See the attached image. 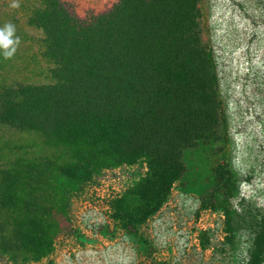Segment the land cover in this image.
Listing matches in <instances>:
<instances>
[{
    "label": "trees",
    "instance_id": "1",
    "mask_svg": "<svg viewBox=\"0 0 264 264\" xmlns=\"http://www.w3.org/2000/svg\"><path fill=\"white\" fill-rule=\"evenodd\" d=\"M27 27L40 33L37 79L0 76V129L40 138L58 155L39 156L27 174L51 189L37 212L15 193L0 194V214L67 216L69 195L105 171L142 166L143 173L107 203V217L137 232L166 203L184 171L185 151L223 153L228 132L224 90L210 42V0H115L79 19L62 0H26ZM215 189L229 199L235 178L218 167ZM223 240L252 234L247 264L264 260V214L221 211ZM11 234V233H10ZM9 233L0 250L15 247ZM18 235L38 261L56 232L31 219ZM14 237V235L12 236Z\"/></svg>",
    "mask_w": 264,
    "mask_h": 264
},
{
    "label": "rangeland",
    "instance_id": "2",
    "mask_svg": "<svg viewBox=\"0 0 264 264\" xmlns=\"http://www.w3.org/2000/svg\"><path fill=\"white\" fill-rule=\"evenodd\" d=\"M79 19L108 9L115 0H62ZM0 0V28L11 23L19 44L11 59L0 49V76L37 79L46 69L38 54L40 33L26 26L29 4ZM210 42L224 90L228 138L226 149L197 146L185 151L184 171L166 203L137 232L116 228L107 217V201L132 185L142 166L119 168L95 176L68 197L67 216L0 214V237L11 235L15 247L0 264H247L252 234L237 231L233 245L223 240L221 211L233 208L264 214V0H210ZM58 155L40 138L0 129V194L13 192L39 212L54 202L51 189L27 174L39 156ZM223 166L234 176L227 199L214 179ZM31 219L56 232L50 254L34 261L18 235ZM14 235V237H12ZM264 264V260L263 263Z\"/></svg>",
    "mask_w": 264,
    "mask_h": 264
},
{
    "label": "clouds",
    "instance_id": "3",
    "mask_svg": "<svg viewBox=\"0 0 264 264\" xmlns=\"http://www.w3.org/2000/svg\"><path fill=\"white\" fill-rule=\"evenodd\" d=\"M12 9L20 7L19 0H13L10 4ZM15 26L11 23H7L3 28H0V49L3 50V56L5 59H11L16 52L20 40L19 37H15Z\"/></svg>",
    "mask_w": 264,
    "mask_h": 264
}]
</instances>
